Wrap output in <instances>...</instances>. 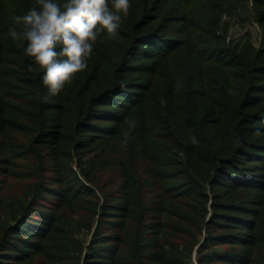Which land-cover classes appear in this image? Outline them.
<instances>
[{"label":"trees","instance_id":"1","mask_svg":"<svg viewBox=\"0 0 264 264\" xmlns=\"http://www.w3.org/2000/svg\"><path fill=\"white\" fill-rule=\"evenodd\" d=\"M3 2L0 48L14 47L20 62L11 63L22 87L6 97L13 104L0 108V264H192L195 250L198 264H206L200 258L207 246H257L261 195L252 192L263 188L258 166L264 164V146L255 141L259 129L253 124L264 125V118L262 100L250 96L252 83L239 78L235 96L223 104L188 91L189 106L172 112L171 125L155 135L151 150L158 155L123 163L115 191L108 193L98 176L99 134L106 130L97 123L109 119L99 107L114 106L112 95L124 85L89 65L50 97L44 70L24 55L27 42L9 32L19 27L17 10L26 14L33 0ZM137 42L148 45L140 37ZM2 60L0 55V65ZM236 67H224L228 77L235 78ZM140 162L147 164L144 175ZM44 195L54 200L50 207L39 204ZM99 209L114 220L104 224L112 237L105 238L99 220L87 243L81 233L92 230ZM245 254L238 261L215 250L207 256L245 264Z\"/></svg>","mask_w":264,"mask_h":264},{"label":"rangeland","instance_id":"2","mask_svg":"<svg viewBox=\"0 0 264 264\" xmlns=\"http://www.w3.org/2000/svg\"><path fill=\"white\" fill-rule=\"evenodd\" d=\"M3 1L0 0V30L3 28L1 17L7 8ZM57 2L63 4L65 0ZM33 5L39 7L37 0H33ZM130 5V15L122 19L119 35L111 39L106 32L99 34L92 55L86 61L88 66L99 68L124 85L112 95L114 106L99 107L108 112L102 117L109 119L97 123L99 128L106 130L99 134L102 136L99 158L102 169L98 176L101 177L100 187L108 193L115 191L113 183L123 163L134 157L154 159L156 152L151 149L155 135L165 133L159 129L162 125H171L172 112L189 106L188 91L213 95L223 104L235 96L239 85L236 81L245 78L253 85L250 96L262 100L259 114L264 118V69L262 73L255 72L258 67L264 68V0H130ZM17 13L21 15L22 11L17 10ZM134 17L135 25L140 24L142 28L132 26ZM138 37L148 45H137ZM6 46L0 48L3 56L0 108L6 103L13 104V100L6 97L15 95L22 87L11 63L20 60L14 56V47ZM3 49H9V53ZM229 64L239 66L234 70L235 78L228 77L224 69ZM67 86L71 85L65 88ZM44 90L48 94L47 87ZM253 127L261 130L255 141L264 146V125L255 123ZM146 137L152 141L150 146ZM146 165L142 162L137 165L139 174L146 173ZM72 167L80 173L76 162ZM258 169L263 188L252 192L261 195L257 246L250 249L207 246L200 258L206 264H224L207 256L214 250L226 252L237 261L247 252L245 264H264V164H259ZM43 198L39 204L50 207L49 203L54 200L45 195ZM103 203L101 198L100 205ZM107 213L103 218L99 209L92 230H85L80 238L88 243L99 220L103 224L100 231L107 235L105 238L112 237L113 232H108L104 224L114 220ZM198 259L195 250L192 264H198Z\"/></svg>","mask_w":264,"mask_h":264},{"label":"clouds","instance_id":"3","mask_svg":"<svg viewBox=\"0 0 264 264\" xmlns=\"http://www.w3.org/2000/svg\"><path fill=\"white\" fill-rule=\"evenodd\" d=\"M37 4L38 8L14 17L19 27L9 32L14 40L27 42L24 55L44 70L42 83L49 96H58L88 67L98 35L106 32L111 39L119 35L122 19L130 15V0H65L63 4L37 0ZM192 142L197 143L195 137Z\"/></svg>","mask_w":264,"mask_h":264}]
</instances>
